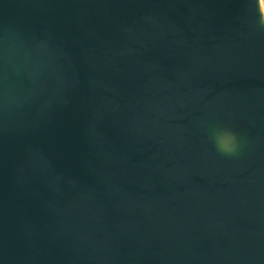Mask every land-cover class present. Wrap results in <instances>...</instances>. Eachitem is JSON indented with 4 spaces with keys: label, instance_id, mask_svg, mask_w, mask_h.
Returning <instances> with one entry per match:
<instances>
[{
    "label": "water",
    "instance_id": "1",
    "mask_svg": "<svg viewBox=\"0 0 264 264\" xmlns=\"http://www.w3.org/2000/svg\"><path fill=\"white\" fill-rule=\"evenodd\" d=\"M0 264H264L262 0H0Z\"/></svg>",
    "mask_w": 264,
    "mask_h": 264
},
{
    "label": "clouds",
    "instance_id": "2",
    "mask_svg": "<svg viewBox=\"0 0 264 264\" xmlns=\"http://www.w3.org/2000/svg\"><path fill=\"white\" fill-rule=\"evenodd\" d=\"M216 150L225 156L235 155L238 148L236 135L228 129H214L210 134Z\"/></svg>",
    "mask_w": 264,
    "mask_h": 264
},
{
    "label": "built area",
    "instance_id": "3",
    "mask_svg": "<svg viewBox=\"0 0 264 264\" xmlns=\"http://www.w3.org/2000/svg\"><path fill=\"white\" fill-rule=\"evenodd\" d=\"M263 4H264V0H262Z\"/></svg>",
    "mask_w": 264,
    "mask_h": 264
}]
</instances>
